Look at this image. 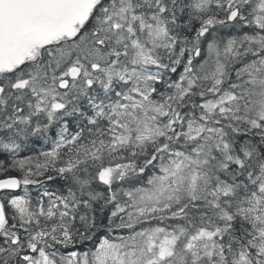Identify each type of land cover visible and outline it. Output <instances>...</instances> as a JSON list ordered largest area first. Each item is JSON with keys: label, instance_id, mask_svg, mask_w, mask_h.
Returning <instances> with one entry per match:
<instances>
[{"label": "snow or ice", "instance_id": "1", "mask_svg": "<svg viewBox=\"0 0 264 264\" xmlns=\"http://www.w3.org/2000/svg\"><path fill=\"white\" fill-rule=\"evenodd\" d=\"M0 264H264V0H0Z\"/></svg>", "mask_w": 264, "mask_h": 264}]
</instances>
